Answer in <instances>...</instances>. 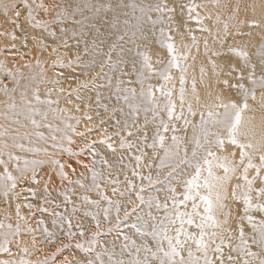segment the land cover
Wrapping results in <instances>:
<instances>
[{
	"label": "snow or ice",
	"instance_id": "6c2138e0",
	"mask_svg": "<svg viewBox=\"0 0 264 264\" xmlns=\"http://www.w3.org/2000/svg\"><path fill=\"white\" fill-rule=\"evenodd\" d=\"M206 7L204 4L195 3L194 0H172L171 3L169 0H106L103 3L97 0L96 3L76 5L74 8L70 4H61L58 0H50L49 3H45V0H19V3L12 0L11 3L2 5L6 18L18 20L23 16L27 24L42 29L54 38L56 32L52 30L53 25H64L68 20L83 25L84 20H76L74 17L77 13L83 15V9L86 8L92 12V16L85 19L96 21L90 25L96 36H114L106 52L100 47L104 40H100V45L96 39L92 40L93 55L99 59H93L91 65H85V68H94L99 64V76L106 75L105 68L112 71L119 69L120 75L116 77L115 84L112 77H107V87L112 89L108 99L114 98L119 106L110 109L108 104H102L99 92L96 95V104L103 107L106 113L111 111L115 115L118 112L124 117L123 121L116 120L119 130L113 136L119 138L120 148L131 150L135 147L140 152V155L134 157L136 165L132 168V177H138L140 183L137 185L134 179H129L125 174V187H112L113 195L128 197L121 217V201H114L101 193L100 184L97 183L100 173L95 170V157L100 155L96 151V145L104 144L115 152V147L109 142L113 136L108 135L107 129H103L101 139L90 140L87 139L86 133L91 134L93 128H87L86 133L77 131L76 125L80 123L81 117L71 115L69 108L59 107L60 98L65 93L64 88L55 87L60 83L59 79L47 81L53 87L47 91L45 99H41L39 88L32 89L30 99L25 86L20 91L19 104L14 97L9 96L6 107L11 115L5 114L4 119L26 127L22 124V117L35 129L43 126L62 135L58 137L52 134L46 137L42 132L36 131L34 135L37 140L47 145L40 146L32 141L28 132L21 135L19 129H15L11 135V144L6 140L0 141V165L3 166V172L0 173V193L4 197L11 193L19 199L20 193L16 192L19 183L30 179L39 185L40 179L44 177L38 178L37 169L47 165L50 173L58 176L61 181L75 183L86 192L95 190L101 199L107 202V207L101 209L100 200H92L87 194L82 195L80 199L84 204L97 209L84 211L85 217H91L95 221L94 230L89 231L77 222V230L74 231L71 216L53 211V230L44 226V238L39 243L41 246H55L60 233L67 243L61 240L56 251L45 256L43 260L33 262L21 258L19 261L0 260V264H55L56 255L73 242L76 248L92 252V258L71 262L65 258L61 264H264V215L260 219L253 215L254 212L264 214V33L261 34L259 46L252 45L255 48L252 53L249 52V44L244 42L227 44V50L224 51L229 36H251L252 33L242 30L245 21L238 19V4L227 19H222V13L219 11L201 15L199 10ZM219 7L220 5H217V8ZM40 13L48 18H38ZM206 20L213 21L214 26H217L215 31L205 23ZM232 21L235 23H231ZM193 22L195 28L190 26ZM97 24L107 27L109 31L102 33ZM219 25H222V28ZM248 26L261 25L253 20ZM230 28L234 31H230ZM67 31L65 27L60 28L63 34ZM197 31L208 33V36L202 37L205 62L199 66V82L206 87L203 97L197 89L195 75H191L190 89L187 87L190 69L193 68L190 61L196 60L193 49L197 54L200 53L201 38L195 34ZM10 35L13 41L17 39L14 33ZM76 35L78 33L73 31V36ZM209 36L212 38L211 45ZM63 44L67 46L66 39ZM125 44L130 47L125 49ZM216 44L220 47L216 48ZM154 45L160 50L155 54L152 51ZM52 51L56 52L58 49L53 48ZM85 51H88L87 46ZM113 53H118L119 56L115 62ZM228 54L238 59L239 64L237 65L235 60L221 61V58ZM79 61L80 56L77 55L75 61H69V66ZM39 63L37 61V64ZM53 63L63 66L59 57ZM128 66L130 70H126ZM25 67L30 68L31 65L27 64ZM209 71L215 78V84H223L224 88L213 89L206 79ZM0 72H6L16 86L20 85L23 74L17 77L19 69L13 72L0 61ZM84 75L87 76L88 73L85 72ZM98 75H94L90 81H80L77 88L63 98L69 104L72 103L70 96L82 101L80 91L95 87ZM123 77L129 79L125 80ZM154 79L159 83L153 84ZM0 91L9 95L16 91V87L9 88L6 85ZM54 92L56 98L52 99ZM37 105H46L47 110H41ZM53 105L57 107H52ZM254 105H258V108ZM88 107L90 106L85 104V108ZM75 110L80 111V104L75 105ZM257 110L260 112L259 122L255 115ZM142 113L143 124L140 123ZM50 114L60 119L64 127L53 128L51 123H47ZM99 115L97 113V117ZM36 117L41 120L38 121ZM84 118L92 121L87 112L84 113ZM42 121L45 123L42 124ZM72 121H75V124ZM104 123L101 120L99 128H103ZM149 125L154 129L151 138L148 135ZM9 135L7 127L0 130V138ZM74 135L81 137L83 146L78 145V150L72 147L75 143ZM133 136L141 137L139 144L131 142L129 138ZM23 140H28L27 146ZM49 148L52 151H49ZM11 149L31 153L33 158L16 155ZM144 149H151L152 158L158 161L155 175L151 172V164L147 165V175L137 171L141 161L148 156ZM86 152L94 157L92 168L87 164L83 165L92 172L91 186L83 182V173L81 179L72 181L66 169L71 168L72 173H75L76 169L63 159L65 156L75 157L76 163L80 164L79 157ZM4 155H7V161L3 159ZM9 162H15V175L9 171ZM99 163L109 169L112 167L103 157ZM119 163L123 165V159ZM45 175L47 179L43 188L42 204H49L52 201L49 199L48 184L52 175ZM108 183L119 185L120 180L117 177L109 179ZM27 191L33 198L38 195L36 188L30 187ZM160 192L164 193L163 199L158 194ZM133 194L139 204L133 201ZM62 195L65 204H73V214L79 211L66 193ZM229 201L233 205L242 206L236 210L237 214L234 215ZM127 204L132 205L131 211L128 210ZM145 205L148 211L138 213L137 209ZM24 207L33 209L36 205L28 203ZM39 210L49 211L42 206ZM101 211L103 219L100 216ZM132 216H135V219L130 225V231H134L139 237V243L132 236L124 235L119 252L116 251L115 244L112 247L100 244L98 237L104 231L101 227L103 222L109 225L106 229L108 232L119 231L121 225H127ZM16 217L18 221L24 220L27 224L26 218L21 214L20 204L16 205ZM232 219L236 220L238 235L229 227ZM245 221L251 227L250 234L245 233ZM39 224L43 225L44 222L40 221ZM21 231L20 223L13 225L0 221V252L10 253V238L18 237ZM27 231L35 232L37 229L28 227ZM234 239L238 240L235 245L232 243ZM36 244V237L33 236L32 245L35 247ZM253 245L258 251L252 250ZM20 251L29 253L28 247H21Z\"/></svg>",
	"mask_w": 264,
	"mask_h": 264
},
{
	"label": "rangeland",
	"instance_id": "374dc122",
	"mask_svg": "<svg viewBox=\"0 0 264 264\" xmlns=\"http://www.w3.org/2000/svg\"><path fill=\"white\" fill-rule=\"evenodd\" d=\"M48 1L50 2V0H45V3ZM11 2H12V0H0V20L6 22L5 24L7 26V31L9 30V32H7L6 34L0 35V40H2V44H0V61H2V59H3L2 57L5 55V53L7 51V44L4 45L3 40L5 38H8L9 41H12V40H10L11 39L10 33L20 34L21 31L17 30L18 29L17 24L19 25V23L24 20L23 16L19 17L18 20H11V19L6 18L3 15L2 5L5 3H11ZM16 2L19 3V0H16ZM58 2L61 4H64V5L70 4L74 8L76 5L83 6L85 4L96 3L97 0H58ZM99 2L103 3V2H106V0H99ZM171 2H172V0H169V3H171ZM184 2H188V0H184ZM194 2L198 3V4H204L207 6L206 9L199 10V11H201V15H205L206 12L215 14L216 12L219 11L222 13V19H227V17L232 14V10L235 8V6L237 4L240 6V12L238 13V19L245 21V25H244L242 30L245 33L251 32L252 35L251 36L245 35V36H239V37L229 36L227 39V43L225 44L224 51L227 50V44H233V43H237V42L248 43L250 53L255 51V48L252 47V45H255L257 47L259 46V44L261 42V34L264 33V0H194ZM217 5H220V7L217 8ZM225 6H227V7H225ZM21 10H22V5H21ZM69 10L71 11V9H69ZM178 12H179V10H178ZM9 15H11V13H9ZM42 16H43V13H40L38 15V18H41V19L48 18V17H42ZM91 16H92V12L85 8V9H83V15H81L80 13H77L74 17V19H76V20H84L83 25L74 24L72 22V20L66 21L64 25H53L52 30H54L56 32L55 38L48 35L47 32H44L40 28H33L31 25L26 24L28 27L33 29L34 32H36V34H37L36 37L37 36L40 37L39 40H41V41H40V43H38L39 46H37V49H42V52H43V48L49 44H51L48 47L49 50H52L53 48H57L58 46H60V48L66 49L67 56L60 58L62 60L63 66H61V64H55L54 65L53 62L58 57H53L54 53L49 52L47 55L48 56L51 55L49 57L52 58V60L49 62L50 64L48 63V65L45 66L44 64H42V61H40V63L38 64V66L34 70H32L30 73H27L28 75L25 74V76H24V74H23V78L20 79V85L19 86H16L13 83L12 79L7 75L6 72H0V82H2V83H0V89H2L6 85L9 88L16 87V91L9 93V95H5L3 91H0V130L7 127L9 129V132H10V135L8 137L0 138V141L6 140L9 144H11L12 143L11 135L14 134L13 130H15V129H19L21 135H23V133H25V132H28L31 136L32 141L37 143L40 146H47V145H44V142L37 140V138L34 135V133L36 131L42 132L46 137H48L52 134H55L58 137L60 135H62V133H59V132L53 133L49 128L43 127V126L40 127L39 129H35L30 124L29 121H24L22 117H21L22 124L26 125V127H21L20 125L13 124L11 122V120H5L4 119L5 114L11 115L10 110L7 109V107H6L7 102H9V96L14 97L17 104H19L20 103V91L22 88L27 86L28 97L30 99L32 98V89H34V88H39V94H40L41 99H45V98H47V91L53 87L52 85L48 84L47 81L50 79H54V78L59 79L60 81L63 79L67 83L68 82L76 83L70 90H65V93L60 98L59 107L60 108H69V109H71V113H70L71 115H76V116L81 117L80 123L78 125H76L77 131L84 132L83 130H79V129L81 127L82 120L85 119L84 118L85 112H87V114L92 117V122L94 123V129L99 130L98 134L95 131L92 134V136H90V137L95 136L94 138H89L90 140L101 139L103 136V129H107L108 135H110V136H113V134L119 130L116 126V120L119 119V120L123 121L124 117H122L120 115V113H118V112L115 115H113L111 111L106 113V112H104L103 107H100L96 104V95H97V92H99L101 95V103L102 104H104V103L108 104L110 109L112 107H118L119 106V105H117L114 98L111 100L108 99V97L110 96V94L112 92V89L107 87V77H109V76L112 77L113 84H115L116 77H118L120 75L119 69H117L116 71H112L110 69L105 68L106 75L105 76H99L98 74H100V72H101L99 64H97V66L94 68L93 67L85 68V65H91V62L93 59H99V57H94V55H93V49H92V40L93 39L97 40L98 45H100V40H104V43L102 45H100V47H102L105 52L107 51L108 45L114 40V36L113 37H107L106 35L100 36V37L96 36L95 31L90 27V25L92 23H96V21L92 20V19H85V17L90 18ZM177 18L179 19L178 13H177ZM253 20H255L261 26L260 27H249L248 26L249 22H251ZM205 23L209 27H211L213 29V31H215V27H217V26H214L213 21L206 20ZM231 23H235V21H232ZM190 26L193 28L196 27L194 22ZM0 27H1V25H0ZM61 27H65L68 29L66 34H63L60 32ZM97 27H100V31L102 33H107L109 31V29L107 27H101L100 24H97ZM219 27L222 28V25H219ZM14 30H17V31H14ZM73 31H76L78 33V35L73 36ZM182 31H183V29H182ZM230 31H234V29L230 28ZM1 32L2 31L0 30V33ZM81 32H83L84 35H82V36L79 35V33H81ZM195 34L201 38L200 53L197 54L195 49H193V55L196 56V60L194 62L190 61V63L193 64V68L190 69L189 83H188L187 87L190 89V87H191V75H195L196 79H197V89L200 92L201 96L203 97L205 95V92H206V87H205V85H202L199 82L200 81L199 66L202 62H205V58L203 56V40H202V37L208 36V33H200L199 31H197ZM65 39L67 40V46H65L63 44V41ZM208 39H209V44L211 45L212 44V38L209 36ZM85 42H87V44ZM179 43H180V40H179V37H177V44H179ZM86 46L88 48L87 52L85 51ZM124 47H125V49H127L128 47H130V45L125 44ZM215 47L219 48L220 45L216 44ZM152 51L155 54V52L160 51V50L154 45ZM14 54L18 55L16 53H14ZM164 54H166V53H164ZM77 55L80 56L79 63H73L71 66H69V61H75V58ZM118 58H119L118 53H113V61L115 62ZM45 59H46V57L43 58V60H45ZM222 60H228L230 62L235 60L237 65L239 64L238 59L232 57L231 54H228L226 57L221 58V61ZM221 61H218V62H221ZM206 67L210 68V66H207V65H206ZM7 69H10L13 72H16V70L18 68H16L14 66L12 68H7ZM126 70H130V66H128V69H126ZM54 71H57L58 75L53 73ZM19 72H20V69H19ZM19 72L16 73L17 77L19 76L18 75ZM85 72L88 73L87 76L84 75ZM94 75H98V78L96 79L95 87H90L89 89H82L85 91L86 97L83 98L82 101L81 100L77 101L76 104H80V105L82 104V108L80 110L81 112H77L75 110V106H73V107L70 106V104L63 98V96H68L66 94L67 91L71 93L73 89H76L80 81L92 80ZM174 75H178V73H174ZM33 77H34V79H32ZM123 79L127 80V79H129V77H123ZM133 79H134V77H133ZM206 79L212 84L213 89L219 90L220 88H224L223 84H220V85L215 84V78L211 76L210 71H209V76L206 77ZM152 83L157 84L159 82L154 79L152 81ZM134 86L139 87L138 85H134ZM177 87H178V85H177ZM157 95H159V93H157ZM257 95H259V92L257 93ZM55 98H56V93L54 92L52 99H55ZM82 102H84V103H82ZM33 103L35 104L34 100H33ZM177 103H178V101H177ZM250 103H252V102L250 101ZM85 104H88L90 107L85 108ZM254 106H256L258 108V105H254ZM37 107L41 108V110H47L46 105H37ZM52 107H57V106L53 105ZM97 113L100 114L99 117H97ZM255 115L257 117V122H259V117H260L259 110H257ZM36 119L38 121L41 120L40 117H36ZM101 120H103L105 122L103 124V128H99ZM43 123H45V122L42 121V124ZM47 123H51L53 125V128H56V127L63 128L64 127L61 120L54 117L52 114L49 115V119H48ZM72 123L75 124V121H72ZM140 123L141 124L144 123L143 113L140 116ZM122 126L123 125L121 124V127ZM153 130H154L153 126L149 125L148 135L150 138L152 136ZM133 131H135V129H133ZM124 135L127 138V134L124 133ZM141 136H142V134H141ZM129 139L131 140L132 143L139 144L141 137L140 136H133ZM73 140L75 141V143L72 145L74 150H78V148H77L78 145L80 147L83 146L81 144V137L74 135ZM22 142L26 146L28 145V140H23ZM109 142L112 143L113 146L115 147V152L108 149L107 146L104 144H97L96 145V151L100 154L99 156L95 157V159L97 160V163L95 165V170L100 173V178L98 179L97 183L100 184V191H101V193H103V195L108 196L110 199H112L114 201L115 200L121 201V217H123V208L125 206V203H126L128 197H127V195L124 197H120L118 194L113 195L112 187L117 186V187H120L121 189H123L125 187V184H124L125 174H127L129 179H134L135 183L137 185H139V183H140L139 178L138 177H132V168L135 167V165H136V161H135L134 157L136 155H140V152L137 151V149L135 147L132 148L131 150H129L127 148H124V149L120 148V140L118 137H115V136H113V139L110 140ZM149 142H151L150 139H149ZM48 143L50 144L51 141H49ZM140 147L142 148L143 145H140ZM11 151H13V153L16 155H20V156L27 158V159L33 158V155L31 153L21 152L19 149H11ZM49 151H52V149L49 148ZM144 151H146L148 153V156H146L141 161V166H140V168L137 169V171L141 172L143 175H147L149 173V168L147 167V165L151 164L152 165L151 172L153 175H155L157 170H158L156 167V165L158 164V161L155 158H152V156H151L152 150L151 149H144ZM101 157L106 159L108 161V163L112 165L111 169H109L107 166L99 163V160ZM3 159L7 161L8 160L7 155H4ZM63 159L66 160L68 163H70L72 165V167L76 169L75 173H72L71 168L66 169V171L69 172L70 178L72 181H75L77 179H81V173H83L84 174L83 178H82L83 182L88 186L92 185V172L83 166V165L87 164V165H89V168L93 167L92 160L94 159V157L91 154L86 152L81 157H79V160L81 161L80 164L76 163L77 158H75V157L68 158L65 156V157H63ZM121 159H123V165H121L119 163ZM22 163H23V161H21V164ZM8 167H9V171L13 172V174L15 175L16 174L15 162H9ZM2 172H3V166L0 165V173H2ZM37 173H38V178L44 177V178L40 179L39 185L34 184L30 179H26L25 181H22L19 183V185L16 189V192L20 193L19 199H17L11 193L9 194L8 197H4V195L2 193H0V221H3L6 224L11 223L13 225H15L16 223H20L22 226L21 234L22 235L25 234V237L27 236V238L30 236L28 238L29 243L27 246L29 249L28 254L21 252L20 251L21 247L20 248L18 247V249L15 250V247H16L15 244L17 243V239L21 235L20 234L18 237L10 238L11 243L8 245V247L10 248V253L9 252H0V260H16V261H19L21 258L31 260L33 262H35L37 260H43L45 258V256H48V255H50V253L56 251V247L60 245L61 240H63L64 243H67V240H66V238H64L62 233L59 234V239L57 240V245H55V246L51 245V244L41 246L39 243L40 240H42L44 238L43 234H42V229L44 226H47L49 228V230H53V225H52L53 216L51 215V213L53 211L58 212V213H62L65 216H71L74 231L77 230L76 229L77 222L82 224L89 231L94 230L95 221H93L91 217H85L84 211L85 210L97 211V209L92 205L84 204L83 201L80 199V197L82 195L87 194L90 197V199H92V200H100L101 209H103L104 207H107V202L104 201L103 199H101V196L95 190H93L91 192H86L85 189L79 188L75 183L69 184L68 181H61L58 176L50 173L49 167L47 165L43 166L42 169H37ZM46 173L52 175V180L48 184L49 199L52 202L49 204H42V197L44 195L43 188H44L45 180L47 179V176L45 175ZM117 177L120 180L119 185H112V184L108 183L109 179H116ZM30 187L37 189V192H38L37 197L33 198L31 196V193L27 191V189ZM62 193H66L70 197L71 201L79 208V211H77L75 214L72 213L73 204L72 203L65 204L64 195H62ZM158 194L160 195L161 199H163L164 193L160 192ZM132 199L136 204H139L138 201H135V195L134 194L132 196ZM15 201H16V203H15ZM28 203L35 204L36 208L29 209V208L24 207V205L28 204ZM228 203L233 208L234 215L237 214L236 210L242 207L241 205H233L231 201H229ZM17 204L21 205V214L26 218L27 224H25L24 220H19V221L17 220V217H16V205ZM57 205H59V207H57ZM41 206L48 208L49 211H47V212L40 211L39 209L41 208ZM126 206H127L128 210L131 211L132 205L127 204ZM65 208H67V211H65ZM6 210H8V211H6ZM137 211H138V213H144V212H147L148 209L145 205V206H140L137 209ZM153 211H155V210L153 209ZM5 212L6 213L8 212L9 216L5 217L4 216ZM112 215L114 216L115 213L113 212ZM253 215L256 216L257 219H260L261 216L264 214H261L259 212H254ZM100 216H101V219H103V212L102 211L100 212ZM134 219H135V216H132L128 220L127 225L122 224L119 231H112V232H108L106 230L109 227V225L107 224V222H103L101 227H102V229H104V231H102L100 236L98 237L100 244L107 246V247H112V245L115 244L116 251L119 252L120 251V245H121V243H123V236L124 235L132 236V238L136 239L137 242L139 243L140 242L139 237L134 233V231H130V225L132 224ZM40 221H43L44 224L43 225L39 224ZM114 222L115 221L113 220V223ZM28 227H31L33 229H37V231L28 232L27 231ZM229 227H231L234 230L235 234L238 235V231H236L237 223H236L235 219L230 220ZM65 230H67L66 224H65ZM244 230H245L246 234H250L252 231L251 227L247 224L246 221L244 222ZM33 236H35L36 240H37V244L35 247L32 245V241H31ZM13 239H14V241H13ZM12 242H14V243H12ZM149 243H151L150 240H149ZM232 243L235 245L236 243H238V240L234 239L232 241ZM23 247H25V246H23ZM252 250L258 251V249L256 248L255 245L252 246ZM225 251L227 252L228 250L225 249ZM92 255H93L92 252H88V251L76 248L75 243L73 242L68 248L63 249L60 253H58L56 255L55 264H61V262L64 261L65 258H67V260L69 262L74 261V260H85L86 258L91 259Z\"/></svg>",
	"mask_w": 264,
	"mask_h": 264
},
{
	"label": "bare ground",
	"instance_id": "6f19581e",
	"mask_svg": "<svg viewBox=\"0 0 264 264\" xmlns=\"http://www.w3.org/2000/svg\"><path fill=\"white\" fill-rule=\"evenodd\" d=\"M48 2H46V3H48ZM42 17H44V16H42ZM5 23H6L5 21L0 20V25H1L0 30L2 31L1 33H4V34L9 32V30L7 31V26ZM26 24L27 23L24 20L19 23L17 30L21 31V32H20V34L14 33L17 37V39L15 41H13L12 38L10 39L12 41H9L8 38H5L3 40V44L4 45L7 44V51H6L5 55L2 57L3 58L2 61L4 62L6 68H12L15 66L16 68L20 69L18 77H20L21 73L24 74V76H25V74L30 73L32 70H34L38 66L37 61H39V62L42 61V64H44L46 66L52 60V58L49 57L51 55H49V56L47 55L49 52H53L52 50L48 49V47L51 44L45 46L43 48V52H42V49H37V46H39L38 43H40V41H41V40H39L40 37H38V36L36 37V35H37L36 32H34L33 29L28 27ZM17 30H14V31H17ZM33 37H35V39ZM0 44H2V40H0ZM57 49H58V51L53 52L54 53L53 57L62 58V57L67 56L66 49L60 48V46H58ZM14 53H16L18 55H15ZM44 57H46L45 60H43ZM27 64H30L31 67L30 68L25 67V65H27ZM53 73L58 75L57 71H54ZM75 84L76 83H71V82L67 83L65 80L62 79L60 81V83L58 85H56L55 87L65 88V90H70ZM66 94L69 95L70 92L67 91ZM80 95L82 98H85L86 97L85 91L81 90ZM70 99L72 100V103L70 104V106H72V107L75 106L78 100L75 98V96H70ZM82 103H84V102H82ZM81 108H82V104L80 105V110H81ZM79 112H81V111H79ZM81 123L82 124H81V127L79 130H83L85 133H86L87 128H93L94 129V123L92 121H87L86 119H83ZM95 131L97 134L99 133L98 129L97 130L94 129L91 132V134L86 133L87 139L94 138L95 136L94 137H90V136H92V134ZM15 203H16V201H15ZM6 211H8V210H6ZM4 216L5 217L9 216L8 212L7 213L5 212ZM28 238H27V236L25 237V234L24 235L21 234L17 239V243L15 244L16 247L14 246L15 250H17L18 247L19 248L23 247V246L27 247L28 243H29ZM13 241H14V239H13ZM12 243H14V242H12ZM18 244H19V246H18Z\"/></svg>",
	"mask_w": 264,
	"mask_h": 264
}]
</instances>
